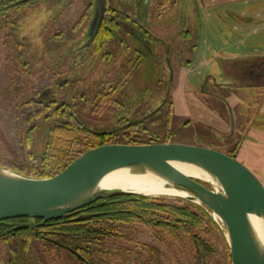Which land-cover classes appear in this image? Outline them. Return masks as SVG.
Instances as JSON below:
<instances>
[{
	"label": "rangeland",
	"instance_id": "374dc122",
	"mask_svg": "<svg viewBox=\"0 0 264 264\" xmlns=\"http://www.w3.org/2000/svg\"><path fill=\"white\" fill-rule=\"evenodd\" d=\"M110 1L118 9L134 11L142 2ZM63 2L35 0L12 17L15 32L0 29V159L6 165L29 168V153L41 147L48 124L38 125L27 144L29 126L22 124L18 104L50 88V99L70 102L92 129L114 130L121 117L135 119L145 129L140 133L144 139L235 153L264 186V85H240L230 71L236 68L229 67L264 57V0H145L143 16L156 39L142 65L132 70L126 60L134 63V54L124 50L111 51L107 59L94 54L80 60L69 46L82 32V27H73L78 0L57 14ZM59 32L63 35L54 38ZM16 42L26 50L27 67L18 65ZM62 80L65 83L60 84ZM109 80L112 84L119 80L118 90L104 102L94 101L90 89ZM203 183L219 190L216 183ZM143 186L150 187L149 179ZM149 196L165 201L183 198ZM211 216L217 227L205 221L193 232L215 249L218 264H231L223 225L213 212ZM23 238H0V264H195L190 236L176 242L139 223L131 226L128 236L106 238L107 250L92 248L88 263L58 246Z\"/></svg>",
	"mask_w": 264,
	"mask_h": 264
},
{
	"label": "water",
	"instance_id": "95a60500",
	"mask_svg": "<svg viewBox=\"0 0 264 264\" xmlns=\"http://www.w3.org/2000/svg\"><path fill=\"white\" fill-rule=\"evenodd\" d=\"M63 83L65 80L60 82ZM49 94L51 89L46 88L38 97L46 98ZM230 124L232 133L231 111ZM172 162L201 168L216 180L219 190L208 188L202 180L183 173ZM119 168L151 172L168 185L185 190L188 196L184 199L211 210L223 225L231 264H264V246L258 243L249 220V215L255 214L264 221L263 184L235 155L179 142L103 144L86 150L52 177L38 178L0 167V221L25 217L41 219L43 223L99 199L142 195L99 188L102 177ZM67 249L80 257L78 252Z\"/></svg>",
	"mask_w": 264,
	"mask_h": 264
},
{
	"label": "trees",
	"instance_id": "16d2710c",
	"mask_svg": "<svg viewBox=\"0 0 264 264\" xmlns=\"http://www.w3.org/2000/svg\"><path fill=\"white\" fill-rule=\"evenodd\" d=\"M33 1L35 0H0V29L10 27L15 32L16 26L12 17ZM61 34L62 32L55 34L54 38L60 37ZM25 52L26 50L20 46V43L16 42L15 54L19 67L28 66V63L23 62ZM119 80L114 83L115 85L111 81L102 83L103 86L94 84L90 89L92 99L100 102L109 99V96L118 90L116 84ZM77 83H82V80L78 79ZM38 95L20 102L18 106L22 124L29 126L25 132L27 144L31 143L32 134L38 125L48 124L47 128L43 130L41 147L29 153L30 165L28 169L18 165H6L1 159L0 167L38 178L52 177L86 150L103 144L168 142L166 139L159 140L156 137L144 139L140 133L145 129H138L137 122L131 121L125 116L121 117L117 129H92L80 119L70 102H58L50 97L39 98ZM84 95L82 94L81 97ZM118 130L121 132H116ZM211 213L212 211L207 207L186 201L183 198L165 201L154 196L120 195L99 199L60 218L43 223L41 219L25 217L0 221V234L7 232L0 238H15L22 235L24 242L33 237L54 245L33 231L36 226H24L43 225L50 222L56 226L54 228L56 232L52 235L54 240L75 250L80 254V257L90 261L92 248L107 250L108 248L104 244L106 238L128 236L131 226L139 223L154 235L159 236L160 233H163L176 242H179L183 237L190 236L195 250L194 263L218 264L215 249L193 232L195 229H202L205 221L217 227ZM70 255L75 256L72 253ZM228 258L231 260L230 255ZM78 259L84 263L80 258Z\"/></svg>",
	"mask_w": 264,
	"mask_h": 264
},
{
	"label": "flooded vegetation",
	"instance_id": "af4514ba",
	"mask_svg": "<svg viewBox=\"0 0 264 264\" xmlns=\"http://www.w3.org/2000/svg\"><path fill=\"white\" fill-rule=\"evenodd\" d=\"M53 1L58 3V0ZM74 1L76 0H64L61 8L57 11V14H64L66 9L73 5ZM144 2L145 0H142L140 6L137 4L138 11H134L118 9L117 7L112 6L110 0H78L77 6L79 8V16L73 27H82V32L81 37L79 36L80 38L78 37L76 42L69 45L72 48L71 50L74 51V53H77L79 59L82 61L90 59L87 56H93L94 54L95 56L102 57V59L111 58V51L115 49L124 50L134 54V63H131L132 59L126 60L129 69L132 70V67L134 66H141L143 60L148 55V52L151 51L154 46L153 40L156 39V37L150 33L147 19L143 16V14H146L145 11H143V9H145L144 5L146 4V2ZM91 30L92 34L90 35ZM88 51L91 52L90 55H86V52ZM246 61H248L249 64H247ZM246 61L242 64L238 63L234 66L231 64L229 67L236 68V70L230 69L232 72V74H230L241 80L239 83L240 85L249 87L264 85L263 57L258 60L247 59ZM129 74L130 70L128 75ZM128 75L126 74V76ZM50 96L51 95L49 94V97ZM165 100L166 98L162 101V103L165 104ZM161 106L162 105L158 106V108ZM148 117L149 114L144 115L141 120ZM136 122L137 128H139V122ZM143 128L144 127L140 126L139 129ZM230 155H235V153ZM174 187L180 189L177 186ZM45 224L47 226H43ZM43 225L32 224L31 226H36L33 231L37 232L39 237L70 252L67 249L68 246L64 244L61 245L54 240V238H52V235H54L53 233L56 232L54 229L56 226L50 222L44 223ZM78 258H80L84 263H88L86 259L82 257Z\"/></svg>",
	"mask_w": 264,
	"mask_h": 264
},
{
	"label": "bare ground",
	"instance_id": "6f19581e",
	"mask_svg": "<svg viewBox=\"0 0 264 264\" xmlns=\"http://www.w3.org/2000/svg\"><path fill=\"white\" fill-rule=\"evenodd\" d=\"M173 166L183 173L196 177L208 183H216V180L201 168L187 163L172 162ZM149 179L150 187L146 189L143 186ZM101 189H120L149 195H171L186 197L188 193L185 190L175 188L166 183V181L151 172L138 173L131 168H119L113 170L102 177L99 182ZM249 220L254 235L261 246H264V221L262 217L255 214L249 215Z\"/></svg>",
	"mask_w": 264,
	"mask_h": 264
}]
</instances>
